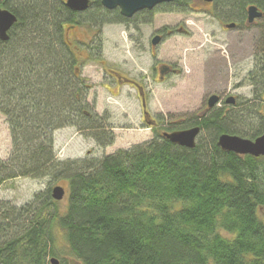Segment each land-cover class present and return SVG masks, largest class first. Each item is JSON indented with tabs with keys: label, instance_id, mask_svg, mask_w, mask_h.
I'll use <instances>...</instances> for the list:
<instances>
[{
	"label": "trees",
	"instance_id": "obj_1",
	"mask_svg": "<svg viewBox=\"0 0 264 264\" xmlns=\"http://www.w3.org/2000/svg\"><path fill=\"white\" fill-rule=\"evenodd\" d=\"M63 1L0 0L17 17L9 39H0V114L12 139V155L0 158V189L17 179L47 185L23 206L0 200V264H264V157L218 145L222 135H264V45L246 76L254 103L165 129L200 127L195 149L162 133L112 155L58 160L55 133L66 128L101 151L116 142L108 116L89 106L92 86L78 63L84 56H76L83 48L69 33L87 26L101 36L104 26L127 22L102 0H90L84 13ZM188 4L163 7L185 14ZM216 5L226 20L248 5L264 11V0ZM102 46L101 39L88 49V60L101 56ZM55 186L65 189L66 205L52 198Z\"/></svg>",
	"mask_w": 264,
	"mask_h": 264
},
{
	"label": "rangeland",
	"instance_id": "obj_2",
	"mask_svg": "<svg viewBox=\"0 0 264 264\" xmlns=\"http://www.w3.org/2000/svg\"><path fill=\"white\" fill-rule=\"evenodd\" d=\"M194 6L205 8L198 0ZM228 17L223 22L207 11L185 15L158 13L152 22L140 24V28L133 31L134 26L127 29L118 23L104 26L101 36L87 26L71 30L70 43L83 48L76 49V56H84L78 63L82 78L92 86L87 94L89 106L93 113L108 116L107 126L114 127L112 132L116 142L101 151L94 141L85 139L75 128H66L58 131L54 138L58 160L87 158L91 151L94 156L102 157L103 154L108 156L130 150L152 141L156 134L166 133L167 128L182 127L184 121L193 117H203L218 109L229 113L231 106L227 107L225 101L231 98L239 105L233 109L240 110L242 104L253 102V89L245 81H248L246 76L255 63L254 55H258L264 45L260 44L264 42V23L261 28L256 25L247 27L244 23L237 29L228 30V24L236 20ZM163 28H169L173 33L155 47L153 56L151 38ZM101 39V56L88 60L87 50ZM162 65H170L176 72L162 80L155 71ZM112 71L144 84L147 113L157 122L154 126L143 122L142 99L137 90L124 82L116 83ZM213 95L221 97L220 101L224 102L210 110L207 103ZM8 130L6 119L0 114L2 161L12 155ZM44 189H47L46 183L17 179L0 189V200L23 206ZM61 203L66 205L67 198Z\"/></svg>",
	"mask_w": 264,
	"mask_h": 264
},
{
	"label": "water",
	"instance_id": "obj_3",
	"mask_svg": "<svg viewBox=\"0 0 264 264\" xmlns=\"http://www.w3.org/2000/svg\"><path fill=\"white\" fill-rule=\"evenodd\" d=\"M177 0H102V6L110 11L119 10L121 17L126 19L133 18L136 14L143 11H151L154 7L164 4V3H174ZM206 2H212L213 0H203ZM67 7L72 12L84 13L90 8V0H68ZM249 21L252 23L256 18L262 16L261 13H258L257 8L251 7L249 9ZM17 24V17L12 15L8 10H5L0 5V39L2 41H7L9 39V32L13 26ZM234 26V25H232ZM228 26V28L232 27ZM161 42L160 37H155L152 40V45L157 47ZM127 83L134 84L132 81H127ZM142 96V106L145 109L147 107L146 100L144 98L143 91L139 92ZM209 100V108L216 106L220 101L219 96L213 95ZM228 101H234L233 98ZM146 115L148 113L146 112ZM200 128H192L188 130L176 131L171 133H165L164 137L168 139L172 144H175L180 147H185L188 149H195L197 142L196 138L200 133ZM219 147L226 151L232 152L235 154L249 155L255 158L264 157V135L256 138L255 140H249L239 136L232 135H222L219 138L218 142ZM66 191L63 187H55L52 191V198L57 201H63L65 199ZM51 264H60L59 261L55 258L51 260Z\"/></svg>",
	"mask_w": 264,
	"mask_h": 264
},
{
	"label": "flooded vegetation",
	"instance_id": "obj_4",
	"mask_svg": "<svg viewBox=\"0 0 264 264\" xmlns=\"http://www.w3.org/2000/svg\"><path fill=\"white\" fill-rule=\"evenodd\" d=\"M198 1H200V3L203 5V6H205V8L204 9H199L198 7H196V6H194V4H195V0H189V4L187 5L188 6V10L186 11V13H189V12H191V13H201V12H208L210 15H212L213 17H214V15L216 16V19H218V17H217V15H216V9H217V1L218 0H213L211 3L210 2H206V1H203V0H198ZM167 4H169V3H164V4H160V5H158V6H156V7H154V9L153 10H151V11H143V12H140V13H138V14H136L133 18H131V19H126V18H124V20H126L127 22H123V23H118V24H121V25H124L127 29L128 28H131L132 29V27L134 26L135 28H133L132 29V31L134 30V29H139L140 27H139V25L140 24H143V23H147V22H152L153 21V17H155V15L156 14H158V13H161V14H173V13H169L167 10L165 11V8L163 7V6H166ZM171 4V3H170ZM249 9H250V6H246L245 7V12L244 13H242L243 15H240V16H238V14H232L233 16H232V19H236L235 20V23H231V24H228V26H232V25H234V26H232V27H230V28H228L227 27V29L228 30H231V29H237V28H239V26L241 25V24H244V23H246V25H247V27L249 26V27H251V26H258L259 28H261V24L262 23H264V11H262L261 9H257V11H258V13H261L262 14V16L258 19V18H256L252 23L249 21ZM117 11H119V10H117ZM120 12V11H119ZM145 13L147 14V15H145ZM151 13V14H150ZM121 14V13H120ZM149 14V15H148ZM182 14H184V13H182ZM185 15V14H184ZM149 16H151V19L150 20H148V19H144L143 20V18H145V17H149ZM139 17L140 18H142V19H140V21H139ZM224 18H220V20H222L223 22H225L224 20H223ZM231 19V20H232ZM242 19V20H241ZM228 20V19H227ZM133 21H136V22H133ZM131 22V23H130ZM141 22V23H140ZM259 25H258V24ZM181 32L183 31V29H181L180 30ZM173 32L169 29V28H163V29H161L159 32H157L152 38H151V53H152V55L154 56V50H155V48L154 47H152V40L155 38V37H160V39H161V42H160V44L164 41V39L167 37V36H170L171 34H172ZM254 56H257V55H254ZM254 61H255V63H256V57H255V59H254ZM255 63H254V65H255ZM253 65V68H252V70L254 69V66ZM252 70H250V73H251V71ZM155 71L156 72H158L159 73V75H160V79H165V76H167V75H170V74H172V73H174V72H176V70L172 67V66H170V65H162V66H157L156 68H155ZM112 75H113V78H115V81H116V83H122V82H124V83H126V85H129V86H131V87H133V88H135L136 90H137V93H138V95L141 97V95H140V91H141V89H142V91H143V94H144V98H145V100H146V103H147V92H146V88H145V86H144V84L143 83H140V82H138V81H135V80H130V79H128V78H126V77H123L121 74H119V73H116L115 71L113 72L112 71V73H111ZM247 76H248V74H247ZM248 80V79H247ZM127 81H132V82H134V84H131V83H127ZM247 82V83H246ZM245 83L246 84H248L249 86H252L250 83H248V81H245ZM252 89H253V87H252ZM221 98V97H220ZM141 99H142V97H141ZM146 112H148V107L146 108V109H143V122H145L146 124H147V126L149 125V126H154V124H156L157 122L156 121H153V119H151V117H150V114H148V115H146Z\"/></svg>",
	"mask_w": 264,
	"mask_h": 264
},
{
	"label": "bare ground",
	"instance_id": "obj_5",
	"mask_svg": "<svg viewBox=\"0 0 264 264\" xmlns=\"http://www.w3.org/2000/svg\"><path fill=\"white\" fill-rule=\"evenodd\" d=\"M64 2V4L66 5L67 4V2H68V0H65V1H63ZM67 6V5H66ZM248 6H250V8L251 7H255V8H257V9H260L259 7H257L256 5H248ZM68 8V7H67ZM11 13V12H10ZM13 15V14H12ZM221 102H224V101H219L217 104H216V106L218 105V104H220ZM208 106H209V100H208ZM225 104L226 105H228L227 107H230L231 106V108H234L235 106H236V101H233V102H230V101H225ZM238 105V104H237ZM216 106H214V107H212V108H209L210 110L211 109H215V107ZM200 128V127H199ZM203 130L200 128V133L198 134V136H197V138H196V142L198 143L199 142V140H200V137H201V135H202V132ZM166 133H168V132H166ZM171 133V132H170ZM56 134V133H55ZM165 134V133H164ZM163 134V135H164ZM243 138V137H242ZM236 155H239V156H249V155H241V154H236ZM55 187H58V186H55ZM54 187V188H55ZM59 187H61V186H59ZM52 260V259H51ZM59 261V260H58Z\"/></svg>",
	"mask_w": 264,
	"mask_h": 264
}]
</instances>
